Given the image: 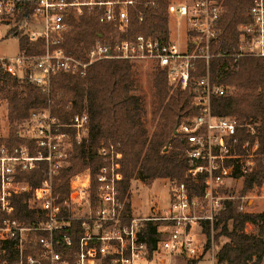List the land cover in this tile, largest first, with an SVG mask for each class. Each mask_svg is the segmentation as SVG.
<instances>
[{
	"label": "built area",
	"instance_id": "built-area-1",
	"mask_svg": "<svg viewBox=\"0 0 264 264\" xmlns=\"http://www.w3.org/2000/svg\"><path fill=\"white\" fill-rule=\"evenodd\" d=\"M225 1L166 0L168 24L176 29L175 36L167 32L162 37L130 34V9L136 0H0L1 26H10L24 12L28 41H43L41 52L19 50L13 57H0V70L27 80L41 93H49L53 76L84 75L90 64L100 60L150 64L166 71L170 86L188 90L194 112L182 117L174 129L184 143L185 176L200 178L202 184L201 195H196L185 181L172 180L164 213L136 216L132 210L124 211L125 202L117 198L121 153L112 145L100 146L94 188L86 169L70 177L67 195L62 197L54 190L55 178L69 161L73 146L87 136L88 115L82 111L64 121L49 107L31 110L25 133H17L25 141L0 144V264H175L176 260L186 264L209 251L215 260L203 226L212 228L224 201L235 199L224 190L232 182L243 185L246 176L264 165V153L258 152V122L213 113L212 98L232 91L213 79L209 67L214 57L224 59L229 65L225 68L231 70L240 57L264 58V0H250L249 20L236 27L234 51L213 52ZM84 13L93 14L109 31L86 48L81 59L64 45L70 20ZM137 18L143 21L141 11ZM200 60L203 73L195 75ZM38 167L41 180L33 186L24 175ZM262 186L264 182L255 188ZM22 195L27 208L38 211L26 219L14 215L12 200ZM240 199L239 211L248 212L250 198ZM30 215L33 220L27 221ZM144 222L158 223L161 232L151 252L139 237Z\"/></svg>",
	"mask_w": 264,
	"mask_h": 264
},
{
	"label": "trees",
	"instance_id": "trees-1",
	"mask_svg": "<svg viewBox=\"0 0 264 264\" xmlns=\"http://www.w3.org/2000/svg\"><path fill=\"white\" fill-rule=\"evenodd\" d=\"M165 4L166 0H136L135 6L130 9V34L144 32L167 36ZM249 6L250 0L225 1L221 34L217 45L212 48L213 52L218 48L226 53L234 51L238 40L236 27L238 23L249 20ZM139 11L143 14L142 22L137 18ZM23 19L24 12H21L8 34L18 38L19 50L41 52L43 41H28ZM108 31L109 26L99 23L93 14L84 13L70 20L64 48L83 59L84 50L100 35L107 36ZM233 63L236 68L231 70L225 68L227 63L224 59L214 57L210 60L213 79L235 88L228 96H214L211 100L212 111L216 115L234 116L240 121L249 118L257 121L258 152L264 153V58L245 56ZM203 67V61H198V70L194 74L201 75ZM149 78V116L134 64L125 60L94 62L87 67L84 75H55L51 78L48 94L41 93L27 80L11 77L0 70V95L7 102V119L12 125L26 119L32 109L49 107L53 115L64 121L75 113L85 111L89 119L87 136L82 143L73 146L70 163L59 170L54 190L65 197L70 177L83 169H89L93 187L94 174L101 164L97 148L112 145L114 151L122 156V179L117 183V198L125 202L124 211L130 213L131 205L127 199L130 196V180L134 178L148 182L170 178L185 181L196 195H201L202 191L200 178L194 181L185 176L187 162L183 152L184 143L180 135L174 134V128L181 118L194 112L189 104L190 93L178 88L171 90L163 69L155 67ZM24 141L13 126L7 139L0 138V144H20ZM24 176L36 186L41 180L40 168ZM263 182L264 165H259L244 178L240 196L224 201L212 228L203 226L208 244L211 231L214 232L215 241L220 236L225 238L215 253L214 264H260L264 258V212L238 209L240 197ZM24 197H16L12 202L16 208L14 215L26 219L31 212L38 211L29 210L23 203ZM31 218L32 215L27 221H32ZM248 223L256 226L257 231H245ZM157 224L144 222L139 230V237L146 241L149 252L161 237Z\"/></svg>",
	"mask_w": 264,
	"mask_h": 264
},
{
	"label": "rangeland",
	"instance_id": "rangeland-1",
	"mask_svg": "<svg viewBox=\"0 0 264 264\" xmlns=\"http://www.w3.org/2000/svg\"><path fill=\"white\" fill-rule=\"evenodd\" d=\"M16 23L17 22L15 21L10 26L0 25V57H13L19 53L18 38L8 34V31L12 29L14 27V24ZM175 29L176 28L174 24L172 22L168 24L167 19V32H171L172 36H175ZM134 68L138 74L141 93L145 96L146 108L149 116L151 100L149 74L155 67L146 63H137L134 64ZM175 88L176 87L171 86V90ZM229 89L232 92L235 91V88L232 86H229ZM12 126L15 127L16 133L20 131L23 134L26 131H24V129L26 128L25 119L16 122L13 125L9 123L7 119V102L0 95V138L7 139L10 128ZM71 152L72 150L69 152V161L67 162L66 166H68L70 163ZM85 170L86 169H83L78 173L84 172ZM172 180L175 179L159 178L151 182L140 179L139 177L131 179L129 187L130 196L127 200H129L130 205L132 206L131 210L133 214L136 216L163 214L170 204V191L172 188ZM241 182L242 181H236L235 183L232 182L230 184L231 186L227 187L224 190L225 193L231 196H235V198L239 197V194L243 188ZM245 196L250 198L248 199V212H264V186H262L261 188L254 187L250 191L245 192ZM245 231L256 232L257 228L256 226L248 223L245 225ZM213 233L214 232L211 231V249L213 255L215 256V253L217 252L221 243L225 241V238L223 236H220L215 241L213 238ZM198 238L202 239V236L199 234ZM209 252H205L204 256L200 260H194L192 262H196L195 264H213V262L215 263V260L213 261V258H211V252ZM175 264L185 263L181 260H176ZM186 264H190V262H187ZM260 264H264V258L262 259Z\"/></svg>",
	"mask_w": 264,
	"mask_h": 264
},
{
	"label": "water",
	"instance_id": "water-1",
	"mask_svg": "<svg viewBox=\"0 0 264 264\" xmlns=\"http://www.w3.org/2000/svg\"><path fill=\"white\" fill-rule=\"evenodd\" d=\"M176 133V130L174 129V134Z\"/></svg>",
	"mask_w": 264,
	"mask_h": 264
},
{
	"label": "crops",
	"instance_id": "crops-1",
	"mask_svg": "<svg viewBox=\"0 0 264 264\" xmlns=\"http://www.w3.org/2000/svg\"><path fill=\"white\" fill-rule=\"evenodd\" d=\"M132 207V206H131Z\"/></svg>",
	"mask_w": 264,
	"mask_h": 264
}]
</instances>
